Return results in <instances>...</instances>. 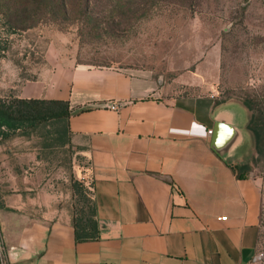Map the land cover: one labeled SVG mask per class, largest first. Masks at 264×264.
Segmentation results:
<instances>
[{
  "label": "crops",
  "instance_id": "crops-1",
  "mask_svg": "<svg viewBox=\"0 0 264 264\" xmlns=\"http://www.w3.org/2000/svg\"><path fill=\"white\" fill-rule=\"evenodd\" d=\"M47 64L49 75L24 82L19 95L70 101L100 238L78 242L66 209L41 205L34 214L9 197L0 225L10 264H253L262 183L229 165L255 143L243 102L169 94L144 70L48 54Z\"/></svg>",
  "mask_w": 264,
  "mask_h": 264
},
{
  "label": "rangeland",
  "instance_id": "rangeland-1",
  "mask_svg": "<svg viewBox=\"0 0 264 264\" xmlns=\"http://www.w3.org/2000/svg\"><path fill=\"white\" fill-rule=\"evenodd\" d=\"M180 2L144 0L129 12L117 10L113 0H93L90 14L101 28L90 31L78 20L50 21L8 34L9 48L0 58V94L19 93L28 79L49 75L48 54L67 64L148 71L173 95L214 94L217 100L241 102L252 95L264 105V0ZM117 13L123 19L119 24L112 20ZM49 142L38 130L0 144V202L10 197L34 214L41 205H56L72 215L82 205L77 188L92 189L89 161L72 142ZM243 162L262 183L257 255L258 264H264V153L259 155L254 143ZM8 252L0 225V264H10Z\"/></svg>",
  "mask_w": 264,
  "mask_h": 264
},
{
  "label": "trees",
  "instance_id": "trees-1",
  "mask_svg": "<svg viewBox=\"0 0 264 264\" xmlns=\"http://www.w3.org/2000/svg\"><path fill=\"white\" fill-rule=\"evenodd\" d=\"M92 1L0 0V58L5 56L9 48L8 34L15 33L20 29L32 28L50 21L64 23L72 22V20L73 22L78 20L81 25L83 24V28H89L90 31L93 28H101L102 23H98L97 17H92L90 14ZM143 1L113 0L117 10L128 8L129 12L140 7ZM153 2L170 3L175 2V0H153ZM194 2L195 0H181L179 4L187 5L194 4ZM77 5L81 8L73 10L74 6ZM112 20L119 24L123 19L117 13ZM109 22L110 19L106 21L108 26ZM36 79H38V76L28 80ZM240 99L252 111L248 127L253 133L256 150L259 155L263 154L264 105L261 104L262 101L257 96L251 95ZM217 102H224V99H219ZM71 114L72 108L69 100L24 98L14 89L8 94H0V144L13 136H30L38 130H42L51 139V142H49L51 146H66L67 144H71ZM229 165L238 178L244 179L250 177L252 166L249 162L230 163ZM77 190L81 194L78 200L82 205L74 207L71 215L76 241L97 240L100 238V225L93 185L92 189H89L81 184ZM3 207H6V205L4 202H0V208Z\"/></svg>",
  "mask_w": 264,
  "mask_h": 264
},
{
  "label": "built area",
  "instance_id": "built-area-1",
  "mask_svg": "<svg viewBox=\"0 0 264 264\" xmlns=\"http://www.w3.org/2000/svg\"><path fill=\"white\" fill-rule=\"evenodd\" d=\"M209 133H213V129L209 130ZM227 216H222L220 219H226ZM258 260H260V257L256 254V256L253 258V264H258Z\"/></svg>",
  "mask_w": 264,
  "mask_h": 264
}]
</instances>
